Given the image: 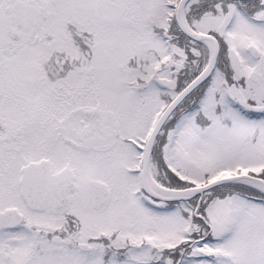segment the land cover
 <instances>
[{
	"label": "snow or ice",
	"instance_id": "snow-or-ice-1",
	"mask_svg": "<svg viewBox=\"0 0 264 264\" xmlns=\"http://www.w3.org/2000/svg\"><path fill=\"white\" fill-rule=\"evenodd\" d=\"M0 264H264V0H0Z\"/></svg>",
	"mask_w": 264,
	"mask_h": 264
}]
</instances>
